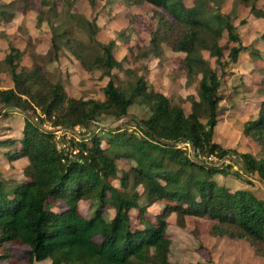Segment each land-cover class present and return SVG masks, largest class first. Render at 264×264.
<instances>
[{"label": "trees", "instance_id": "1", "mask_svg": "<svg viewBox=\"0 0 264 264\" xmlns=\"http://www.w3.org/2000/svg\"><path fill=\"white\" fill-rule=\"evenodd\" d=\"M120 1L132 4L136 0ZM144 1L166 14L153 11L158 19L156 28L149 45L139 48L135 58H160L164 44L170 46V53H185L181 65L187 84L199 79L198 96L190 97L189 113L151 86L142 74L135 73L136 80L124 87L118 85L112 70L123 65L114 55L119 41L97 40L99 26L94 19H86L89 43L57 34L53 35L52 48L58 51L67 47L86 70L102 69L110 77L104 99L69 96L61 80L50 79L47 69L36 61L37 56L33 55L30 66L22 65L23 58L30 54V36L24 50L9 41L4 62L10 67L13 87L0 88V104L20 110L25 125L22 138L2 137L0 146L18 142L19 146L9 149L7 155L12 159L26 157L29 164L25 179L14 184L0 175V263L10 259L6 243L12 242L29 247V264L46 259L52 264H176L169 258L171 239L164 218L173 212L181 226L188 215L209 216L214 220L213 234L245 239L264 256V202L249 190L233 191L215 178L234 171L240 177V173L258 175L264 183V100L257 117L243 124L244 136L258 145L260 156L224 148L214 140L223 112L219 90L222 72L229 63L224 60L225 46L220 41L226 30L229 41L237 43L229 51L230 62H237L243 49L234 23L239 6L264 17V9L258 6L260 0H233L227 14L221 10L225 0H194L192 5L185 0ZM90 2L94 4L95 0ZM40 5H46L45 0ZM119 39H124L123 32ZM92 49L96 52L89 61ZM204 51L216 57L222 71L211 65ZM136 105L146 106L150 115L139 119L131 114ZM104 116L113 117L114 122L127 120L117 126H99L101 132L91 130V125ZM46 121L50 127L61 125L66 131L82 127L89 136L72 135L68 139L71 148L66 150L58 144L54 128L45 127ZM131 122L135 129L128 126ZM181 142H188L193 153L177 146ZM231 154L237 170L231 164L216 166L208 161L211 156L222 159ZM121 158L134 161L129 170H119L117 160ZM111 178H118L122 189L116 188ZM139 186L149 203L163 199L170 202L154 222L138 203ZM93 199L96 207L85 216L80 202ZM58 201L65 204L64 209L49 206ZM109 203L115 207L112 218L102 211ZM132 208L139 210L138 225L133 224Z\"/></svg>", "mask_w": 264, "mask_h": 264}, {"label": "rangeland", "instance_id": "2", "mask_svg": "<svg viewBox=\"0 0 264 264\" xmlns=\"http://www.w3.org/2000/svg\"><path fill=\"white\" fill-rule=\"evenodd\" d=\"M41 1L0 0V88L13 87L9 74L10 67L4 62L9 50V41L12 40L16 47L24 50L30 36V54L23 58L22 65L30 66L33 55L37 56L36 61L48 70L46 72L50 79L61 80L69 96L104 99V88L110 77L105 75L102 69L86 70L67 47H61L58 51L52 48L53 35L57 34H63L64 37L67 36L74 41L89 43L91 33L86 19L90 21L94 19L99 26L97 40L107 43L115 38L119 41L114 55L118 60L123 61V65L112 70L114 81L118 85L124 87L128 81L136 80L135 73L142 74L151 86L169 96L174 105H181L187 113L191 111L190 97L198 96L199 79L187 84L186 73L181 65L184 52L170 53V46L164 44L163 55L160 58L154 56L138 60L135 58L139 48L149 45L151 32L156 28L158 19L154 17L153 11L159 10L166 14L165 10L156 8L144 0H136L132 4H125L120 0H95L94 4L90 0H45L44 6L40 5ZM193 1L185 0L187 5H192ZM10 3L8 7L3 5ZM258 6L264 9V0H260ZM221 7L225 14L230 13L233 0H225ZM8 13L12 14L9 20ZM234 23L243 49L238 61L230 62L229 51L237 43L230 42L228 32L226 30L223 32L220 43L225 46L224 60H228L229 63L225 72H222L223 81L219 90L223 96L221 102L223 112L219 117L214 140L224 148H233L239 152H250L260 156L258 145L244 136L243 124L257 117L260 103L264 100V17H257L248 7L239 6L238 17ZM121 32L124 39L129 42L119 39ZM205 34L208 32L205 31ZM93 52L96 50L92 49V54H88L89 61L93 59ZM203 54L214 68L219 72L222 71L216 63V57L211 56L208 51H204ZM54 56L57 58L56 61ZM0 113V138H22L24 114L20 110L3 108L2 104H0ZM131 114L139 119L147 118L150 110L146 106L136 105L131 110ZM125 120L127 118L114 122L113 117L104 116L102 121L91 125V130L101 132V128L109 125L117 126ZM47 124L45 127H50V122ZM133 124L131 122L128 126L135 129ZM136 130L139 134H143L141 128L138 127ZM54 132L58 144L66 150L71 148L68 139L72 135L78 138L89 136L82 127H76L75 132H72L66 131L60 125L54 128ZM18 146V142L9 147L0 146V175L10 184L25 179V170L29 164L26 157L12 159L7 155L9 149ZM177 146L186 150L188 154L194 151L188 142H181ZM235 159L231 154L222 159L211 156L208 161L216 166L231 164L233 170H237L238 166L234 165ZM133 164L134 161L131 159L117 160L121 172L129 170ZM240 175L241 177L231 171L227 175H217L215 178L220 184L226 185L233 191L249 190L264 202V183L259 176H247L241 173ZM110 182L116 188L122 189L118 178H111ZM138 190L141 192L138 203L146 208L145 216L153 222L163 216L164 207L170 202L163 199L151 204L143 187L139 186ZM49 206L55 210L65 208L62 201L56 204L49 203ZM95 207V199L80 202V210L85 216L91 215ZM102 211L107 218L115 215V207L110 203L103 206ZM138 213L137 208L130 210L134 225H138ZM164 218L167 222V234L171 239L169 258L176 264H264V256L258 255L247 240L213 234L214 220L209 216L188 215L184 226L178 224L174 212ZM6 245L11 256L0 264H29L26 253L28 246L12 242H7ZM36 264H52V262L46 259Z\"/></svg>", "mask_w": 264, "mask_h": 264}, {"label": "built area", "instance_id": "3", "mask_svg": "<svg viewBox=\"0 0 264 264\" xmlns=\"http://www.w3.org/2000/svg\"><path fill=\"white\" fill-rule=\"evenodd\" d=\"M47 123H48V121H46V123H45V126H47V125H48ZM48 128H49V129H51V127H48Z\"/></svg>", "mask_w": 264, "mask_h": 264}]
</instances>
